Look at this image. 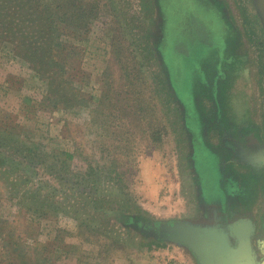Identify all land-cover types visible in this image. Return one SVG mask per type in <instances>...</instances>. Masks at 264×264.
Instances as JSON below:
<instances>
[{
	"label": "rangeland",
	"instance_id": "obj_1",
	"mask_svg": "<svg viewBox=\"0 0 264 264\" xmlns=\"http://www.w3.org/2000/svg\"><path fill=\"white\" fill-rule=\"evenodd\" d=\"M96 1L0 0V264H206L185 223L218 233L230 257L245 240L263 247L264 0H187L188 17L184 0H145L162 46L165 8L174 16L168 60L181 119L164 84L165 105L153 100L146 82L159 77L146 54L138 80L132 59L124 76L115 61L121 36L137 50L141 0H117V18L76 23L82 3L92 14ZM61 39L82 52L56 55ZM252 122L261 139L244 133ZM244 134L256 149L227 150Z\"/></svg>",
	"mask_w": 264,
	"mask_h": 264
},
{
	"label": "trees",
	"instance_id": "obj_2",
	"mask_svg": "<svg viewBox=\"0 0 264 264\" xmlns=\"http://www.w3.org/2000/svg\"><path fill=\"white\" fill-rule=\"evenodd\" d=\"M30 1H33V0H30ZM60 1H62V0H60ZM65 1L67 4H69V6L77 7V1L78 0H65ZM144 2H145V0H141V2H140L141 6L139 5V9H138V14H142V16L141 15L138 16V17H140V21H138L137 26H133V27H135V29H134L135 33L139 36V39L137 40L138 41L137 50H132L129 47L128 43L125 42L124 37L121 36L120 40H117V42L115 43L117 45V48L115 50L116 51L115 61L119 63V65L121 67L122 76H124L127 71H130V68H128V66H126L125 64H127V62L132 59L133 65H134V66H132V69H133L132 72H133V74L136 75L135 77H132V78H135V79L137 78V80H138L140 78V75H142L144 73L143 68L145 67V64H141V61H143V59H141L139 57H141L142 54H146L145 56H146L147 61H148L147 63H149L150 68H152L151 65L153 66V73L156 74V72H157L158 77H159L158 80L152 79V81L146 82V83H148L149 86L154 87L153 91L155 93V96H154L153 100L157 99L156 100L157 104L159 103L161 105H163V104L165 105V103L163 102V98L161 97V95L159 94L158 89H157L160 84H164V93L166 94L167 101L170 100V102L172 101L173 103H175V105H176L175 107L177 109L175 116H177L179 119H181L182 114L178 113V111H180V109H179V107H177L179 100H178V97L176 96V94L173 90V86H172V82L174 81V75H173V71H172V68L170 66L169 60H168V50L175 42L174 16H173L172 12L170 11V8L169 9L165 8V9H167V11L166 10H164V11H166L168 19L172 23V25L169 28V31L168 30L166 31V33H167L166 45L162 46L163 42L161 43L160 39L158 38V35L156 34V30L151 28V25L148 23V20L145 19V10L146 9H145V3ZM56 3H58V1ZM95 3H97V4L94 5L93 10H95L97 13L92 12V14H90L89 10L85 7L86 2L82 3L84 9H82L81 16H80V13L77 14L74 21L78 24L82 23L84 25L89 26V25H91L92 21L94 20V18L96 16L106 17V16H108V14H113L114 18L115 17L117 18V16H116L117 14L115 12L112 13L113 8H115V6L113 4L114 3L117 4V0H114V1L113 0H97ZM153 3H154V5L156 4L155 0H153ZM188 4L189 3L187 0H184L183 3L181 4L180 13H182L184 15L183 17L189 16V13H187ZM32 7H33V4H30V8L28 10H30ZM162 13H163V11H162ZM33 17H35V16H33ZM132 18L133 19L135 18L134 15H132ZM37 24H38V21L36 22L35 25H37ZM65 24H66L65 29H69L70 23L68 21V18L65 20ZM61 27H62V24H61ZM119 32L123 35L121 28H120ZM179 32L185 33L188 31H187V28L185 26L181 25ZM52 39H53V37L51 38V40ZM69 42L70 41H68V40L65 41L63 39L55 42L54 48H55L56 55L61 53L62 55H65L67 57H71L74 54H79L82 52V51H80L81 49L79 46L72 44V43H69ZM188 42H189V36L187 35L185 37V39L178 44V47L180 45V48H182V45H184L183 43H188ZM188 45H189V43H188ZM140 50H141V53L138 54V51H140ZM136 51H137V53H135ZM211 51L213 52V51H217V50L211 49ZM246 55H247V53H245V56ZM208 56H205V57H208ZM258 65L260 66V69L262 67L261 72L263 71L262 73H264V61L259 62ZM154 67H156V68H154ZM158 68L162 69V71H163L162 76H161L160 72L158 71ZM201 72H202V69L199 68V71L196 74V76L197 77L201 76ZM195 90H196V88H195ZM196 91H198V90H196ZM157 93L159 94V96L157 95ZM108 96H110V95H108ZM154 105H155V103H154ZM252 112H253V110H252ZM159 114H162L163 118L166 117V114H164L162 110H161V113H159ZM255 116L252 115V119L256 118ZM263 118H264V114H263ZM224 120H225L224 118H221L219 124L221 122H223ZM253 123L254 122H252V124L250 123V125L245 127L246 130L244 131V133H248V131H250L249 129H251V127H252L253 129H257V132L255 134L258 135L259 138H260V136L262 137L263 136L262 131H261L262 129L259 130L258 123L255 122L254 124H256V125H254ZM263 123H264V119H263ZM224 125L227 126V124L225 122H224ZM213 253H215V252H213ZM222 264H226V263L223 262Z\"/></svg>",
	"mask_w": 264,
	"mask_h": 264
},
{
	"label": "water",
	"instance_id": "obj_3",
	"mask_svg": "<svg viewBox=\"0 0 264 264\" xmlns=\"http://www.w3.org/2000/svg\"><path fill=\"white\" fill-rule=\"evenodd\" d=\"M181 226L183 227L182 230L189 233L188 237L196 245L206 264H222L223 262L226 264H258L252 260V245L249 240H245L242 246L234 250L235 256L230 257V255L224 253V249L214 243L213 235H218V233L212 234V230L211 232L204 229L198 230L188 223ZM234 228H236L235 225L232 226V229ZM209 239H212V241Z\"/></svg>",
	"mask_w": 264,
	"mask_h": 264
},
{
	"label": "flooded vegetation",
	"instance_id": "obj_4",
	"mask_svg": "<svg viewBox=\"0 0 264 264\" xmlns=\"http://www.w3.org/2000/svg\"><path fill=\"white\" fill-rule=\"evenodd\" d=\"M249 134H244V136L241 138V137H234V140L231 142V147H229L228 145L226 146L227 150L231 149L232 146H234L236 143V141H238L239 143V146L238 147H241L242 145H252V149H256V146H257V143L255 142V136L252 135V137L247 136ZM255 170H259L260 173H264V168L261 167L259 169H255ZM220 224H224L225 221L223 222H219Z\"/></svg>",
	"mask_w": 264,
	"mask_h": 264
},
{
	"label": "crops",
	"instance_id": "obj_5",
	"mask_svg": "<svg viewBox=\"0 0 264 264\" xmlns=\"http://www.w3.org/2000/svg\"><path fill=\"white\" fill-rule=\"evenodd\" d=\"M263 168H264V166H262ZM253 219H256V220H258L257 219V216H256V214L254 215L253 213H252V235L253 236H255L256 235V230L259 228L258 227V222L255 220V222H253ZM258 221H260V220H258ZM219 227V226H218ZM263 239V242H264V238H262ZM252 252L254 253V252H256V253H261V254H264V247H261V248H258V247H254V246H252Z\"/></svg>",
	"mask_w": 264,
	"mask_h": 264
}]
</instances>
